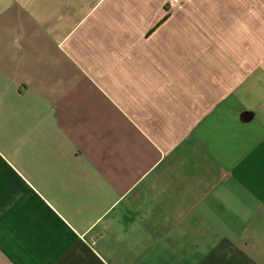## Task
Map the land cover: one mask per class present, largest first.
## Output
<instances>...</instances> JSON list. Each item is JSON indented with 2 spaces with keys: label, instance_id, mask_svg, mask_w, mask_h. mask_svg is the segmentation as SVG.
<instances>
[{
  "label": "crops",
  "instance_id": "crops-1",
  "mask_svg": "<svg viewBox=\"0 0 264 264\" xmlns=\"http://www.w3.org/2000/svg\"><path fill=\"white\" fill-rule=\"evenodd\" d=\"M0 264H264V0H0Z\"/></svg>",
  "mask_w": 264,
  "mask_h": 264
}]
</instances>
